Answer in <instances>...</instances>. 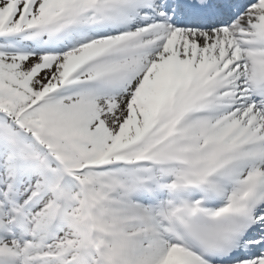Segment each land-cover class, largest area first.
<instances>
[{"label":"snow or ice","instance_id":"obj_1","mask_svg":"<svg viewBox=\"0 0 264 264\" xmlns=\"http://www.w3.org/2000/svg\"><path fill=\"white\" fill-rule=\"evenodd\" d=\"M0 264H264V0H0Z\"/></svg>","mask_w":264,"mask_h":264}]
</instances>
